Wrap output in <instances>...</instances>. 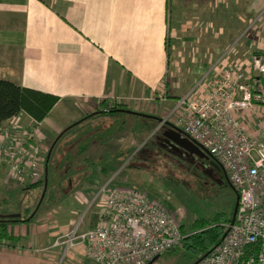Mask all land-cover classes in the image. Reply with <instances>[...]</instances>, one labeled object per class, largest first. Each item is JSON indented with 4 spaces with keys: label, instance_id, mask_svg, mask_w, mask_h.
<instances>
[{
    "label": "crops",
    "instance_id": "1",
    "mask_svg": "<svg viewBox=\"0 0 264 264\" xmlns=\"http://www.w3.org/2000/svg\"><path fill=\"white\" fill-rule=\"evenodd\" d=\"M258 51H264V0H0V78L60 96L42 122L49 150L80 120L113 115L107 105L115 102L156 117L150 134L166 130L161 122L181 96L202 94L224 64L247 63ZM21 113L23 126L34 122ZM114 152L96 163L102 174L116 169ZM68 199L69 212L75 203L86 206L77 194ZM33 221L9 222L14 241L0 244V264H52V253L64 246L54 245L64 240L53 236L68 235L72 222ZM98 221L88 217L82 231ZM67 264L94 262L75 242Z\"/></svg>",
    "mask_w": 264,
    "mask_h": 264
},
{
    "label": "built area",
    "instance_id": "2",
    "mask_svg": "<svg viewBox=\"0 0 264 264\" xmlns=\"http://www.w3.org/2000/svg\"><path fill=\"white\" fill-rule=\"evenodd\" d=\"M20 114L0 126V166L32 184L44 178L49 147L43 120L23 126ZM167 121L218 159L239 193L235 222L196 264H264V51L224 64L202 94L181 96L161 124ZM102 208L95 226L62 242L82 244L94 264H148L186 236L170 211L139 190L115 187Z\"/></svg>",
    "mask_w": 264,
    "mask_h": 264
},
{
    "label": "rangeland",
    "instance_id": "3",
    "mask_svg": "<svg viewBox=\"0 0 264 264\" xmlns=\"http://www.w3.org/2000/svg\"><path fill=\"white\" fill-rule=\"evenodd\" d=\"M243 39L245 40L246 38ZM113 105L118 104L115 102ZM144 114L151 115L149 111H145ZM156 116L159 117L160 113ZM27 118L24 115L21 116L20 120L23 122ZM112 120H114L115 125L112 129L107 128L106 131L111 133L117 129L119 131H116V133H118L128 130L132 123L138 120L141 121L142 118H136L133 115L119 112L108 116L107 121L109 122H107V125ZM124 120L125 122L123 123ZM157 122L152 125L154 126ZM145 123H147L148 130H150L151 121H145ZM164 131L159 132L158 135H164ZM115 134L114 137H109L107 142H105L107 146L101 145L104 149L99 148L104 154H109L108 156L118 149L133 150L128 158L129 160L136 150L140 149L146 142H141L137 137L129 134H116V136ZM170 142H166L163 146L165 153L164 161L160 159L161 163L158 159L152 158L150 169L143 170L142 165L138 167L135 163H131L129 166H122L118 170L109 167L107 172L102 174L100 166L95 167L92 176L89 178L93 179H88L85 183L88 187L81 185L78 187L73 186V190L66 188L62 199L55 203H46L47 199H44V204L33 218V222L43 227H47L48 222H55L57 225L61 221L67 222V224L72 222L69 229H72V231L68 235L58 233L53 236V238L59 236L60 239L66 240L72 237L74 232L82 231V227H85L84 223L88 217L92 216L97 221L100 220V215L103 212L102 205L106 196L115 187L136 189L156 199L171 212L180 225L184 224L187 230L190 229L192 223L214 220L216 216L222 213L232 218L237 193L232 183L226 177L220 161L212 155L209 158H201L195 154H191L181 146L177 145L178 147H176L172 145ZM102 154V152H99L100 156ZM101 160V158H98L97 162L102 164L103 160ZM109 181L111 182L110 184ZM30 183L27 181L22 182L20 179L12 177L3 166H0V214L17 213L14 210L17 206L19 208V205L23 207V211H26L25 208L28 205H31L33 209L35 204L41 200L44 187L42 181L41 185L37 188H30ZM71 193L77 194L81 198H86V206L75 203L77 209L75 208L69 212L67 210V201ZM63 199L64 202L60 203ZM62 222L61 224H64ZM67 243L68 241L61 244H64L65 247L60 246L61 248L58 253H52L55 255V258L51 260L52 264L68 263L69 248L72 245L67 248ZM195 258L196 255L192 251L178 245L157 255L150 264H191Z\"/></svg>",
    "mask_w": 264,
    "mask_h": 264
},
{
    "label": "trees",
    "instance_id": "4",
    "mask_svg": "<svg viewBox=\"0 0 264 264\" xmlns=\"http://www.w3.org/2000/svg\"><path fill=\"white\" fill-rule=\"evenodd\" d=\"M59 100L60 96L56 94L23 87L8 79L0 78V126L6 120L22 111L28 113L34 120L42 121L50 114ZM118 108L124 107L122 105H107V111L111 114L122 112L133 115L136 118H142V120L132 123L128 130L116 133L119 130L115 129L109 133L106 130L107 128L112 129L115 125L114 120L107 125V122H109L107 119H98L95 123L82 119L77 123V127L71 130L65 129L59 134L55 145L49 150L46 172L41 180L44 187L41 200L35 204L33 209L31 205H28L25 208L26 211H23L21 205H19V208L17 206L18 209L16 208L14 211L20 212L21 215L19 217L9 216L10 214H0V244H4L6 241H14L8 232L9 222L31 221L44 204V199H47L46 203H55L62 199L66 188L73 190V186H80L86 179L89 168L96 166L98 158H104V156L99 155V152L104 153L99 148L101 145L107 146L105 142L110 136L115 133L121 135L129 134L137 137L141 142L147 139L153 129L150 128L148 130V125L145 121H151L152 117L118 111ZM134 124H136V127ZM161 131L163 130H157L148 138L129 160L128 158L133 150L120 149L115 151L111 162L112 165L119 169L125 162V167L135 163L138 167L142 165L141 167L144 170L151 168L152 164L150 162L152 158L164 161L163 146L170 141L164 135H158ZM170 143L178 147L176 144ZM107 166L105 167L107 168ZM41 181L30 183L29 187L37 188L41 185ZM12 214H16V212ZM224 218L225 220H223ZM230 222L231 218L222 213L216 216L214 220L192 223L188 230L185 229L184 224L181 225V231L186 236L180 245L196 255L191 264H196L205 253L210 252L215 245L222 241Z\"/></svg>",
    "mask_w": 264,
    "mask_h": 264
},
{
    "label": "water",
    "instance_id": "5",
    "mask_svg": "<svg viewBox=\"0 0 264 264\" xmlns=\"http://www.w3.org/2000/svg\"><path fill=\"white\" fill-rule=\"evenodd\" d=\"M118 111H124V112H127V113L139 114V115H144V116L156 118V117L151 116L149 114H144L142 112L134 111L132 109H127V108H118ZM165 124L168 126V128L164 131V136L167 139H169L170 141H172L176 145L181 146L182 148L186 149L191 154H195V155H197V156H199L201 158H203V157L209 158L211 156V154L206 149H204L197 141L191 139L189 137V135H187L186 133H184L181 129L175 127L171 122L167 121V122H165ZM151 135H153V134H150L147 137V139L150 138ZM223 169L225 171L226 177L228 178L227 172H226V170H225L224 167H223ZM228 180H229V178H228ZM232 186L236 190L237 200H236V204H235V207H234V212H233V215H232L230 224H233L235 222L236 215H237V210H238V205H239V193H238L237 189L235 188V186L233 184H232ZM20 215H21L20 213H16V214H10L9 216L19 217ZM227 233H228V229L224 233L222 239H224V237L226 236ZM208 253L209 252L205 253L203 256H206Z\"/></svg>",
    "mask_w": 264,
    "mask_h": 264
}]
</instances>
